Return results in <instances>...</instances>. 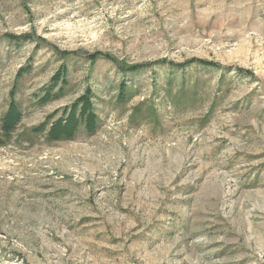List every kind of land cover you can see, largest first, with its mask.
I'll return each instance as SVG.
<instances>
[{
  "label": "rangeland",
  "instance_id": "1",
  "mask_svg": "<svg viewBox=\"0 0 264 264\" xmlns=\"http://www.w3.org/2000/svg\"><path fill=\"white\" fill-rule=\"evenodd\" d=\"M13 99L0 264H264V0H0Z\"/></svg>",
  "mask_w": 264,
  "mask_h": 264
},
{
  "label": "trees",
  "instance_id": "2",
  "mask_svg": "<svg viewBox=\"0 0 264 264\" xmlns=\"http://www.w3.org/2000/svg\"><path fill=\"white\" fill-rule=\"evenodd\" d=\"M56 79L57 78L54 77V80ZM90 95L91 91L87 90L71 107L65 109L64 114L66 116H61L50 129V137L52 139L60 138V136L70 137L71 134L76 133L86 115H88V120L86 122L87 130L89 132L96 130L98 127V115ZM49 96V94H46L42 100H47ZM21 118V107L13 99L2 118L0 126V143L10 138L11 133H13V130L16 128Z\"/></svg>",
  "mask_w": 264,
  "mask_h": 264
}]
</instances>
